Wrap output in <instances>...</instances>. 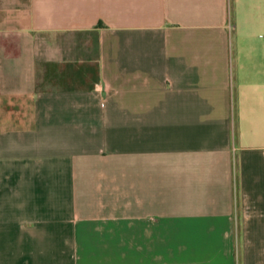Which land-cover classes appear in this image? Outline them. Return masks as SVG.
<instances>
[{"label": "crops", "instance_id": "crops-1", "mask_svg": "<svg viewBox=\"0 0 264 264\" xmlns=\"http://www.w3.org/2000/svg\"><path fill=\"white\" fill-rule=\"evenodd\" d=\"M0 264H264V0H0Z\"/></svg>", "mask_w": 264, "mask_h": 264}]
</instances>
